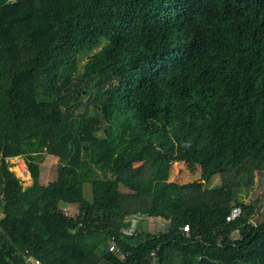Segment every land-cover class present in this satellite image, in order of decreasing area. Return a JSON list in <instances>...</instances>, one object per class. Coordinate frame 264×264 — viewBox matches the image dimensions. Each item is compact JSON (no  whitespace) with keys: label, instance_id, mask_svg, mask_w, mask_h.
Listing matches in <instances>:
<instances>
[{"label":"trees","instance_id":"1","mask_svg":"<svg viewBox=\"0 0 264 264\" xmlns=\"http://www.w3.org/2000/svg\"><path fill=\"white\" fill-rule=\"evenodd\" d=\"M258 174L264 0H0V264H264Z\"/></svg>","mask_w":264,"mask_h":264},{"label":"rangeland","instance_id":"2","mask_svg":"<svg viewBox=\"0 0 264 264\" xmlns=\"http://www.w3.org/2000/svg\"><path fill=\"white\" fill-rule=\"evenodd\" d=\"M13 164L12 160L10 161ZM139 164H136L134 168L138 167ZM13 171L21 179L24 186H30L32 184L31 175L29 172V177L22 176L16 168L12 167ZM215 168V164L212 161H207L204 164L196 163H176L171 166L169 181L186 184L189 182H206L209 187H216L220 184V176L215 175L208 181V176L210 172ZM41 180L44 184L54 181L57 177L58 164L55 157L48 156L45 163L41 165ZM21 175V176H20ZM86 196L90 197L87 193ZM246 201L249 203H257L262 207L259 215L256 216L255 221H261L264 214V174H258L256 176L255 186L251 189L250 194L246 196ZM62 210L69 216L75 217L79 213V207L77 205H63ZM133 226L142 225L147 227L152 233H159L165 231L167 228L166 223L164 222H154L149 221V224L146 222H140L138 217H133Z\"/></svg>","mask_w":264,"mask_h":264},{"label":"built area","instance_id":"3","mask_svg":"<svg viewBox=\"0 0 264 264\" xmlns=\"http://www.w3.org/2000/svg\"><path fill=\"white\" fill-rule=\"evenodd\" d=\"M13 164L12 167L16 168L22 176H27L29 174L28 166L22 157H16L11 159ZM11 170L13 171V168ZM19 178V177H18ZM242 210L239 207H235L227 218L228 221L237 219L241 215ZM32 264H41L39 261L31 260Z\"/></svg>","mask_w":264,"mask_h":264},{"label":"bare ground","instance_id":"4","mask_svg":"<svg viewBox=\"0 0 264 264\" xmlns=\"http://www.w3.org/2000/svg\"><path fill=\"white\" fill-rule=\"evenodd\" d=\"M18 171V170H17ZM21 176V175H20ZM28 177H29V174L27 175V179H28Z\"/></svg>","mask_w":264,"mask_h":264}]
</instances>
